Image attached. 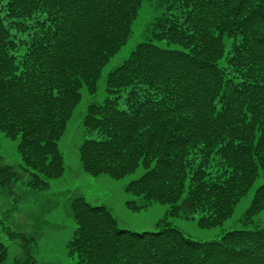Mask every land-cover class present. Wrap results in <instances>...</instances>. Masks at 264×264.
<instances>
[{
	"label": "trees",
	"instance_id": "1",
	"mask_svg": "<svg viewBox=\"0 0 264 264\" xmlns=\"http://www.w3.org/2000/svg\"><path fill=\"white\" fill-rule=\"evenodd\" d=\"M143 3L0 0V131L19 140L29 185L46 189L65 173L59 142L81 89L98 91ZM168 9L177 10L158 17L150 38L107 75L109 97L90 104L83 119L100 138L79 148L92 175L121 179L145 168L126 188L144 203L127 205L168 204V215L158 230L133 231L107 206L76 196L69 253L76 264H264V227L201 241L168 219L202 213V228L222 225L264 173V0H174ZM17 179L0 155V185L13 193ZM263 209L264 183L244 224ZM6 231L23 242L26 259L17 264H36L34 239ZM8 255L0 229V263Z\"/></svg>",
	"mask_w": 264,
	"mask_h": 264
},
{
	"label": "rangeland",
	"instance_id": "2",
	"mask_svg": "<svg viewBox=\"0 0 264 264\" xmlns=\"http://www.w3.org/2000/svg\"><path fill=\"white\" fill-rule=\"evenodd\" d=\"M173 2L174 0H144L133 25L132 36L104 67L98 91L92 94L87 87L81 89L82 100L59 142L65 159V173L59 178L51 179L48 188L36 189L29 185L32 180L31 169L23 163L19 154L17 148L19 140L11 139L0 131L2 163L11 165L18 174V179L12 183L13 193H10L9 188L0 185V229L2 238L9 248L8 258L0 264H17L26 259L23 242L20 238H11L7 229L34 239L31 241L33 247L30 251L37 260L36 264H76V258L69 253V243L77 227L71 201L79 195L85 196L93 205L107 206L120 227L133 231L158 230V222L168 215L170 210L168 204L155 202L140 210H134L127 205V202L133 200L138 204L144 203L141 196L128 192L126 188L131 181L143 175L145 168L140 167L121 179L112 178L107 174L92 175L83 168L79 148L87 138H100L96 130L87 132L83 119L90 104L103 103L109 97L106 90L107 75L130 56L138 43L150 38L153 22L158 17L168 12L170 15L176 13L177 9H168ZM227 42L229 44L230 40ZM159 44L177 48L175 45H167L166 42ZM229 47L230 45L227 48ZM120 107H126L123 100ZM263 183L264 173H261L249 192L237 204L234 214L222 225L202 228L199 225L202 213H194L190 217L182 213L180 216H169L168 219L186 236L201 241L220 240L227 231L233 229L264 227V209L247 224L243 222L257 188Z\"/></svg>",
	"mask_w": 264,
	"mask_h": 264
}]
</instances>
